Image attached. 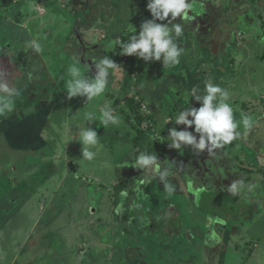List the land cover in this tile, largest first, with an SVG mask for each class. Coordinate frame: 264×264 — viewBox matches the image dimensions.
I'll return each mask as SVG.
<instances>
[{
    "label": "crops",
    "instance_id": "obj_1",
    "mask_svg": "<svg viewBox=\"0 0 264 264\" xmlns=\"http://www.w3.org/2000/svg\"><path fill=\"white\" fill-rule=\"evenodd\" d=\"M61 1L59 2L60 6L66 15L62 21L58 19L61 15L58 13L53 0H41L37 2V4L33 5L35 8L34 13L25 12L27 10V0H25L24 5H19V7L16 5L15 10L7 14L2 29H0V35L4 34L5 36L8 34L14 38L7 44L6 50H13L12 43L20 41L19 43H25L27 50L25 51L28 52L25 53V57L32 56L31 58H27L29 60L27 63L28 68L25 69V65H22L18 59H15L16 66H12V68L7 67L8 71L0 75L1 82L7 81L9 86L13 85L12 89H15L18 93L14 97V109L11 112L0 115V264H58L57 260L51 258V252L54 249L52 251L49 250L50 253H46V255L41 250L42 247L50 246L49 239L53 238V236L40 235V230L51 228L61 213L60 208L66 205L64 200H58V195L64 196L65 193L59 192H73V199L69 202L67 201V206L72 209V218L69 220L75 222L83 218V216L75 218L76 205H78L82 213L84 212L83 214L86 218L88 214L99 211L100 204L98 201L94 203V201L90 200V191L88 190H90L92 185L84 192L83 196L78 195L76 179L85 177L89 180L91 177H95L93 180H95L96 184L104 185L103 191L107 188L104 181L100 177H96L97 175H95L91 166H84V168L81 166L82 161L88 162V160L78 158V164L75 161L78 156L75 154V151L83 147L79 141L80 132L82 129L87 128V121L84 120L83 114L90 110V101L87 102L86 97L78 96L71 98V100L69 99L74 104L79 102L78 106L75 105L67 113L70 118L69 129L62 134L58 129H48L43 132L39 147L34 144V141L32 142L28 129L19 128L31 116L39 112L41 113L46 105L48 107L55 105L59 109L60 103L65 98H68L65 89L66 82L70 79V76L67 74V70L73 63L79 61L78 66L83 68L84 74L90 78L95 77L97 70L92 69V67L94 63H98L99 60L104 58L98 54L97 47L110 36L108 44L111 48L115 49V52H119L122 58L119 68L124 72V90L128 92L132 89L133 91L135 87L136 92L137 85L141 83L137 79L142 78L145 80L144 78H148V76L146 77L147 73L141 70L140 67V64L144 61L143 59H137L138 57L136 58V56L121 55V43L126 38L128 42L129 37H126L125 32H123L121 37L119 36V26L113 25L108 30L109 33L105 32L104 29L100 30V33L102 31L105 33L99 38L93 32L92 29L107 28V22L100 23L98 21L109 20L108 22H111L113 20L105 19V12L102 6L91 4V9H87V0ZM142 1L139 0V5L142 4ZM230 2L233 4L232 10L230 9ZM120 4L122 3L119 1ZM130 4L136 8L138 3L133 5L134 0H131ZM225 5H229V8L225 11L227 15L225 22L227 24V31L225 33L233 36L237 32L236 29L240 28V37L247 43V48L243 49H246L245 53L253 54L252 58H254L249 66L247 64L242 67V71L238 70L239 73L235 71L236 60L234 56L230 59L231 62H227L232 52L238 53L236 47L230 46L231 48L229 47L224 50V45L216 43L217 46L211 51L209 48H206L204 43L208 42L204 40L206 36L215 39L219 36L221 30H223L224 27L215 24V20L216 17L219 19L222 6ZM40 6L43 11L39 10ZM193 6L199 11L192 15L195 17V29H197L193 32L194 35L189 34V32H183V35L178 39L186 40V38L192 36L195 37L197 42L178 46L182 50H190L193 49L191 44H195V52H199L200 58L205 59V52L217 56L210 59L214 65H218L217 58L219 57V60L224 61V63H221V68L218 65V68H220V71L226 68L227 73L220 74L210 69L211 76L203 77L202 75H193L192 71L194 68L191 64H188V66L185 64L184 68L182 65L180 66L181 69L183 68L180 77L183 79V85H189V87H181V90L186 99L189 100L190 97L193 98L191 95L193 86H199L197 94L202 95L206 83L217 84L216 81H213V78L216 79L214 74L217 75L219 81H227L226 84L228 86L224 85L230 97L227 102L234 109L235 120L240 122L237 130L241 132V135L230 144H225L222 148H214L211 152H208L207 149L199 152L194 150L192 146H185L183 151L172 149L167 154L165 149H162L161 153H159L158 151L161 148L157 146L158 143L154 134L150 131L148 133L146 128L143 127L144 122L141 127L146 132L141 133L140 130L132 125L128 118L127 122L134 130H137L138 136H136L135 144L136 141L137 144L140 141H144L145 143H141L142 146L145 147V144H147L149 148L145 149L146 154L154 155V153L158 152L162 158L179 157L177 159L180 161L181 166L184 165L183 168L193 169L192 176L201 177L200 179H195L196 184L202 185L204 184L203 182H206L207 186L210 187L201 190L197 205L191 207L194 211H189L192 213L190 217L195 223L200 224L201 221V228L196 227L194 229L197 238L193 244L185 245L180 255L168 247V242L161 246V244L156 245V241L150 239L147 240L143 249L134 238L117 239L123 233V228L121 225H118L117 219L116 229H114L115 233L110 238L112 243H116L118 240V247H115V249L118 248L117 252H114L111 261L108 260L106 254H104L106 258L99 254L94 257L99 259V261H103L104 258L107 259L104 262L105 264H264V67L263 71L259 74L262 79L261 88L255 89L256 92L254 93L257 99L251 100V96L247 92L245 98H243L244 95H240L241 99L236 98L238 91L236 87L240 85L241 81L245 82L246 86L243 85L245 88L253 89L256 87L258 82L252 76L258 74L259 70L256 68L257 66L261 70V65H264V0H217V2L206 0L205 7L202 5ZM120 10L125 12V9L120 8ZM209 11H212V13H209ZM230 11H232V15ZM198 13L201 15H198ZM114 19L118 21L116 16ZM137 19L139 20L138 17ZM133 22L136 23L137 20L134 19ZM182 23L185 25L194 24V19L190 17V19L183 20ZM205 27H208V29H205ZM70 31L74 33V37L69 35ZM75 33H78V35L76 36ZM71 39L73 42H71ZM253 39L259 40L258 44L256 43L255 45V40ZM112 52L109 51L107 53L108 57L112 56ZM88 55L89 57H87ZM124 60L130 61L126 70L123 67ZM258 63H261V65ZM232 65L234 68H232ZM134 66L137 67L138 71H135L131 75L130 73L134 72L132 71L134 70ZM186 66L190 69L189 71L186 70ZM13 67L14 70H12ZM9 69L12 71H9ZM17 70H21L20 73L16 74ZM63 70L64 73H62ZM241 73H243L242 77H240ZM245 74L249 75L248 80H246ZM118 77H115L113 72L110 73L108 77L109 83L105 91L106 94L110 86L115 87V82L121 81ZM136 80L138 82L135 85ZM154 84L155 82L152 83V81L147 83L148 94L150 93V95H147L148 97L153 95L157 97V91L152 87ZM127 87H129V90H126ZM235 89L236 91L233 92ZM115 91L116 95L121 94L117 91V88ZM132 94L133 96L136 95L135 93ZM101 98L102 102H100L101 104L100 106L98 105V108L95 107L96 111L102 107V103L104 102L103 96ZM143 98L144 96H138V99L144 101ZM237 100L240 101L241 108L238 107ZM255 102L260 104L258 106L254 105ZM201 104L202 102H198V107ZM245 114L253 122L252 128L247 131L246 135L244 134L245 129L242 124V117ZM54 115L57 116L56 113ZM153 116L160 123H165L167 120L166 111L160 106L157 111L153 112ZM73 117L78 118V122H81L82 119L83 126L76 122L73 127L71 123ZM103 124L105 123L103 122ZM169 130L159 129L155 134L159 133L163 135V137L158 136V138L164 139ZM187 130L192 131L199 139V134L195 133L194 129ZM60 140L62 142V153L60 152V146L57 144ZM98 141L105 145L104 152H108V149H111L108 140L106 141L102 138ZM69 149L74 152L68 154ZM99 160L98 173L105 175L109 172V168H112L116 180H118L116 171L119 168L121 171L124 169L123 167L127 166V162L123 161L120 157L111 158L112 163L109 164L108 154L106 157H99ZM72 164L74 170L70 169ZM102 164H104L103 169L101 168ZM109 165L111 166L109 167ZM138 170L141 171V169ZM143 170V174L149 175L146 169ZM253 175L262 177H260V181H255ZM120 181L126 183L125 180L120 179ZM119 186L124 188L125 184ZM193 188L190 187V189ZM184 192L187 196H193L196 195L197 190L196 192ZM103 193L102 196H104ZM86 194L87 198L84 201ZM205 194L211 195V200L209 201L211 204L209 206H212V209L216 208L217 211L221 209L220 214L214 215L215 225L213 223L207 229H204L206 225L203 223V220L208 217L207 215L210 216V214L208 210L209 206H204ZM121 198L123 197L121 196ZM127 198H130L127 204L130 205V203L134 202V199L130 195ZM85 203L89 204L88 207L90 209L84 211L81 210L80 206H85ZM115 204L117 206L119 202L114 200L110 206L113 205L115 207ZM120 206H122V209L124 207L122 203L118 205L119 216L122 213ZM44 212H47L49 216L46 214L45 217H41ZM54 212H56V215H53ZM106 213L108 214V210ZM104 221L105 223H102V221L100 223L107 224L108 226V218H105ZM58 223L57 221L56 230L60 232L61 228ZM102 228L105 229L106 233L108 228L104 226ZM65 230L66 227L64 226L63 231ZM83 233L85 234L84 231H82ZM113 236L117 240L114 241ZM71 239H73V245H71L73 253L71 264H77L81 259V262L78 264H91V259L84 261L86 258L80 255L87 254L88 251L86 249L85 237L81 236L82 241L78 245L84 249L82 250L79 247V251H76L75 248L77 244L75 240L77 239L76 235ZM105 242L107 243V241ZM156 248H160L161 255L157 252ZM55 251L57 252V250ZM104 251L107 250L105 249ZM78 252L81 253L79 254ZM134 253H137V256L132 258L131 256ZM97 259L95 261H98ZM69 262L68 259L64 258L62 264H69Z\"/></svg>",
    "mask_w": 264,
    "mask_h": 264
},
{
    "label": "rangeland",
    "instance_id": "obj_2",
    "mask_svg": "<svg viewBox=\"0 0 264 264\" xmlns=\"http://www.w3.org/2000/svg\"><path fill=\"white\" fill-rule=\"evenodd\" d=\"M40 1L41 0H27V3H26L27 10L25 12L34 13L35 8L33 7V5L37 4V2H40ZM53 1L55 2L54 5L56 6L58 13L61 15L58 17V19L59 21H62V19H65L64 17L66 15H65V12L62 11L63 10L62 7L60 6L59 2L61 0H53ZM119 1L122 4L119 5ZM130 1L131 0H87L86 1L87 9H91L92 7L91 4L100 5L103 7V11L105 12L104 14L105 19L106 18L110 20L113 19L111 20V22H108L109 20L108 21L106 20L98 21L100 23L107 22V28L101 27L100 29H92L98 38L101 37V35L104 34L105 32L109 33L108 30H110L113 25L119 26V29H120L119 36L120 37L122 36L123 32H125L126 37L130 38L131 35L139 34L141 30V25L144 22L153 19L150 11L147 8L149 0H143L141 5H139V0H134L133 5H136L138 3L137 4V6L139 5L138 9H137V6L136 8L132 7V4H130ZM213 1L217 2V0H213ZM189 2H191L192 5L197 4V5H202L203 7L206 6V0H189ZM24 3H25V0H0V29H2V26L4 24L3 22L7 14L13 12L15 10L16 5H18L19 7V5L22 6L24 5ZM232 5L233 4L231 3L230 4L231 10L233 7ZM59 6L61 9L59 8ZM120 8L125 9V12L121 11ZM228 8H229V5L222 6L220 17L219 19H217L216 17V20H215V24H218L219 26L224 27L223 30H221V32L219 33V36L215 39H211L209 36L208 37L206 36L204 40L208 42L207 43L204 42V43L206 45V48H209L211 51L215 46H217L216 43H218V45H221V44L224 45L225 49L222 47L224 50H226L230 46L236 47V51H238V53L236 54L232 52V54L229 55L230 58L228 59L227 62L228 63L231 62L230 59H232L234 56L235 57L234 59L236 60L235 71L238 72V70H241V71L243 70L242 69L243 66H246L247 64H248L247 66H249V64H251L254 58H252L253 54L251 53L247 54L245 53L246 49H243V48H247L246 46L247 43L244 41L242 37H240L241 36V34H239L240 28L236 29L237 34L235 33L233 36L227 35L225 33L227 31L226 30L227 24H225L227 15L225 11ZM39 10L43 11L41 6L39 7ZM193 11L195 12V10ZM209 13H212V11H209ZM230 14L232 15V11H230ZM192 15L189 13V16L194 19V24L185 25L184 23H182L183 19L180 17H178L175 21H173V23L182 24L183 32H186V33L189 32V34L192 35L193 32H195L197 29V28L195 29V24H196L195 17ZM198 15H201V14L198 13ZM115 16L118 18V21L114 19ZM137 17L139 18V20L137 19ZM134 19L137 20L136 23L133 22ZM170 19H171V16H169L168 20ZM156 22L161 23V24L168 23V21L166 20L156 21ZM103 29L105 30V32L102 31V33H100V30H103ZM135 29H136V32L133 33ZM205 29H208V27H205ZM7 33L9 32L7 31ZM75 34L76 36L78 35V33H75ZM69 35L74 37V33L72 31H70ZM109 38L102 41L99 44L100 46L97 47L98 54L105 57L109 51H113L112 56H109V57L116 64L117 63L118 64L114 70H110V73L113 72L115 77L119 76L118 78H120L121 81L115 82V85H114L115 87L110 86V88H108L107 90V94L106 92H104V94L101 95L103 96L104 102L102 103V107L99 108L98 111L95 110V107L98 108V105L100 106L101 104L100 102H102L101 96L90 101L89 108L91 111H94L96 119L92 122L87 121L86 127H91L93 130L96 129L97 134H98V140L102 138H104L106 141L108 140L109 147L111 149H108V152H104L105 145L103 143L98 142L97 146L92 149V151L95 152L94 159L88 162L87 161L81 162V166L83 168L84 166H88V167L91 166L93 168V172L95 173V175H97L96 177H100L102 181H104V184L108 189L106 188L103 191L104 185L96 184L95 180H93V178L95 177H91L89 180H87V178L85 177L77 178L76 184H77L78 195L83 196L84 192L87 191L90 185H92L90 190H88L90 191V200L94 201V203L98 201L100 202V204H99V211L88 214L86 218L83 214L84 212L82 213L78 205H76L75 218L77 219V217H82V216L83 218H81L79 221L76 220L75 222L73 221L71 222V220H69L72 218L71 217L72 209H70L67 206V201L69 202L73 199L72 198L73 192L72 193H69L68 191L59 192V193H65L66 195V197L65 195L62 196L61 194L58 195V200L59 201L64 200L66 203L65 206L60 208L61 213L59 214L58 219H57V221L59 222L58 225L61 228L60 232L56 230L57 221L54 222V225L51 228H43L40 230V235L53 236V238L49 239L50 246L42 247L41 250L43 254L46 255V253H50L49 250L52 251V249H54L51 252V258H53L54 260H57L58 264L59 263L62 264V261L64 258L68 259V261H70L69 264H71V260L73 256L72 248H71V245H73L72 243L73 239L71 238L74 237L75 235L77 238L75 239L77 242L76 244L77 246L75 245L76 251L77 250L79 251L80 248H82V250L84 249L83 247L79 246L80 245L79 242L81 243L82 241L81 236H84L86 239V249L88 250L87 254H80L81 252H78L80 255L86 258L84 261H89V259H91V264H105L104 262H106L107 260L105 259L106 255L108 257V260L111 261V258L114 252L115 251L117 252L118 248L115 249V247H118V244H119V243L117 244L118 242L117 239L121 240L125 238L126 239L134 238V240L138 242V245L140 247H143V249L145 248V244L147 243V240H150V239L153 241H156L155 243L156 245L161 244V246H163L166 242H168V247L171 248L173 251H176L180 255L183 252L182 250L184 246L193 244L194 240L197 238L194 232V229L196 227L201 228V225H200L201 221H200V224L195 223V221L191 219L190 214L192 213L189 211H194L193 209H191V207H194L193 205L195 206L197 205L201 190H203L204 188L208 189V187L210 186H207L206 182H203L204 184L202 185L196 184L195 179L196 178L200 179L201 177L192 176L193 169L191 170V169L183 168L184 165L181 166L180 161L177 159L179 157H174V158L160 157L161 154L159 153H161L162 149H165V151L168 154L169 151L172 150L173 148H170L168 146L170 143V140L168 138L169 133L165 135L164 139H159L158 136L163 137V135L159 133L157 134L155 133L156 131H159V129H171L173 127H176L177 130L188 129L186 125H176L174 121L175 117L183 109L190 108V107L199 108L198 101H196L194 97L193 98L190 97L189 100L186 99V96L181 90L182 89L181 87H184V86L189 87V85L188 86L183 85V79L180 77L181 71L183 70L185 64L187 66L188 64H191V66L194 68V70L192 71L193 75H202L203 77H210L211 76L210 69L213 71L219 72L220 74L227 73L226 68H224L223 71H220L221 63H224V61H220L219 57L217 58L218 65L220 66V68H218V65L212 64L210 60V59H213V57L216 58L217 56H213L210 53L205 52L204 53L205 59H202L200 58L198 54L199 52L198 53L195 52V48H196L195 44H191L192 45L191 47L193 49L183 50L182 55L180 57V62L177 65L164 66L162 59L160 61H150V62L143 61L140 64V67H141V70H144L145 73H147L146 77L148 76V78H144L145 80H143L142 78L141 79L138 78L137 80L141 81V83L137 85L136 92H135V87L133 89L134 92L132 91L131 88H130L131 89L130 91L126 92L124 90L125 83L123 82L124 72L123 70L119 68L120 61L122 58L119 55V52H115V49L111 48V46L108 44ZM12 39L14 38H12L11 35H8V34L5 36L4 34L0 35V55L3 54L2 58L4 61L8 62V67L12 68L15 62L14 60L18 59V61L22 65H25L24 66L25 69L28 68L27 63L29 60L27 58H31L32 56L25 57V53H28V52H26L27 50H26L24 42L19 43L20 41H15L14 44L12 43L13 50L11 51L6 50L7 44L10 43ZM253 40H255L254 41L255 45L256 43L258 44L259 40L257 39H253ZM71 42H73L72 39H71ZM192 42L194 43L197 42L195 37H192V36L189 38H186V40H180V39L176 40V43L180 46L188 45L189 43H192ZM87 57H89V55ZM222 57L223 56L221 55V58ZM129 62H130L129 60L127 61L124 60V63H123L124 70L127 69ZM258 64L261 65V63H258ZM182 65H183V68L181 69L180 66ZM15 66L16 65H14V67ZM187 66H186V70L189 71L190 69ZM14 67L12 70H14ZM261 67L262 69L260 70V68L257 66L256 68L259 70V72L258 74H255V76H252V78H255L256 81L258 82L256 87L253 89L245 88L243 87V85H245V82L241 81L240 85L236 87L238 90L236 93L237 99L240 98V95H244L243 98H245L246 92L251 96L250 97L251 100L257 99V97L254 96V93L256 92L255 89L261 88L262 79L259 74L261 71H263L264 65H261ZM232 68H234L233 65H232ZM92 69L97 70L96 63H94ZM12 70L9 69V71H12ZM245 70H247L246 67H245ZM20 71L21 70H17L16 74L20 73ZM62 73H64V70L62 71ZM247 73H248V70H247ZM67 74H68V70H67ZM214 75L216 79L213 78L214 79L213 81H216L217 83L216 85H219L222 89H225L226 87L224 85L226 84L227 81L225 80L219 81L217 79V75L216 74ZM242 76H243V73L240 74V77ZM245 77H247L246 80H248L249 75L245 74ZM137 80L135 82V85L138 82ZM1 81L2 79H0V83H3ZM150 81H152V83L155 82V84L152 85V87L157 91L156 93L157 97L154 95L149 96V97L147 96V95H150V93L148 94L149 89L147 86V83ZM165 81L166 83H164ZM4 84H7L9 86L7 81L4 82ZM226 86L228 85L226 84ZM9 88L12 89L13 85L9 86ZM116 88H117V91L121 93L120 95L119 94L116 95V91H115ZM128 88L129 87H127L126 90H129ZM235 91L236 89L233 92ZM132 93L136 94L135 95L136 98H138V96L139 97L144 96L143 98L144 101L142 100L141 110H142V114L145 115L146 120L143 123V127L146 128L148 133L150 131L152 134H154L156 142L158 143L157 146L161 148L159 149V151L157 150L159 153L156 152L154 153V155L158 157L157 163L160 164L161 170H164V169L168 170V175L165 178V181H161L159 178V175H157L152 169H146L147 170L146 172L149 174V175H146L142 173L144 171L138 170L140 168H135L132 166L135 164L136 158L141 153H145V149L146 150L149 149L147 144H145V147L142 146L141 143L144 141L142 142L140 141L139 142L140 145L139 143L137 144V141L135 144L136 136H138L137 130H134V128L130 126V124L127 122L128 116L130 114L128 99L131 95L133 96ZM0 95H2V93H0ZM70 100L69 98H65V100H63L62 103H60L61 106L59 107V109L56 108L55 105L50 106V107L46 105L42 109L41 113L39 112L31 116L27 120V122L24 125H22L19 129H28V131L30 132V136L32 138L31 140L32 142L34 141V144L37 147L41 145L40 138L42 137L43 132L47 131L48 129H58L61 134L63 132H67V129H69V126H70V123H69L70 118L67 115V113L68 111L71 110V108H74L75 105L76 106L79 105V102L74 104ZM259 104L260 103L255 102L254 105L258 106ZM237 105L239 108H241V103L239 100H237ZM159 106L165 109L166 119L172 122L165 125L164 122L160 123L159 121L155 120L153 116V112L157 111ZM105 107L111 108L113 110V114L117 113L114 115H116L119 118V123L103 124L104 121L101 118L100 111L102 108H105ZM54 113H56L57 116L54 115ZM76 122H78V118L73 117L71 120L73 127H74V123ZM78 123L83 126L82 119H81V122H78ZM194 128L195 126L193 125L192 128L190 129H194ZM131 129L133 130L131 131ZM101 135H102V138H101ZM57 144L60 146L61 148L60 152L62 153L63 150H62L61 140ZM82 148L83 147H81L80 150L75 151V154L78 155L75 160L76 164H78V160H77L78 158L82 159ZM56 152L59 153V151L57 150ZM73 152H74L73 150L69 149L68 154H72ZM107 154H108L109 164L112 163L111 158L114 159L117 157H120L123 159V161L127 162L126 163L127 166L123 167L124 169L120 171V168H119V170L116 171V177L118 178V180H116L114 177L113 169L109 168L111 165L107 167L109 168V172H107V174L105 175L99 174L97 171L99 168V163H100L98 162L100 161L99 157L101 156L106 157ZM101 168L102 169L104 168V164L101 165ZM70 169L74 170L73 164L70 167ZM260 177L262 176L255 175L254 176L255 181L257 180L260 181ZM120 179L125 180L126 183L124 181H120ZM255 181H251V182H255ZM121 184H125V187L123 188L122 186H119ZM165 184L168 185V188L171 189V192H169L168 188L165 187ZM190 187L193 189H190ZM196 190H197V193L196 195H193V196H187L186 193L184 192V191H190V192L195 191L196 192ZM117 192L119 193V195ZM121 192H126L127 195L125 196L121 195L123 197L121 198L120 196ZM102 193L104 194L105 197L102 196ZM128 195H130L132 199H134V202L130 203V205L127 204V202L130 199V198H127ZM205 196L206 198L204 200V206L207 207L211 204L209 202L211 200L210 198L211 195L205 194ZM84 197H85L84 201H86L87 194ZM98 199H102V200H98ZM114 200L116 202H119V204L122 203L124 206L123 209H122V206H120L122 210V213H120V216L118 213L119 204L117 206L115 204V207L113 206L114 204L110 206V204L113 203ZM88 206L89 204L85 203V206L81 205L80 208L81 210L85 211L86 209H90ZM107 210H108V214L106 213ZM208 210H209L210 216L207 215L208 217H206V219L203 220V223H205L206 225L204 229H207L210 225H213V223L215 225L216 222L214 219V215L220 214L219 212L221 209H218L217 211L216 208L212 209V206H209ZM171 211L173 213H176L178 217V222L175 221V223L177 224L176 227L173 225V221H171V219H168L170 215L169 213ZM46 214L49 216L47 212H44L41 215V217H45ZM53 215H56V212H54ZM105 218H108V226L107 224L100 223L101 221L102 223H105L104 221ZM117 219H118V225L119 226L121 225L123 228V233L120 237H117V239L115 236H113L114 241L117 240V242L112 243L110 238H112V235L115 233L114 229H116L115 225H116ZM64 226L66 227L65 231H63ZM103 226L108 228L106 233H105V229L102 228ZM82 231H84L85 234L84 233L82 234ZM99 232L100 234L98 235ZM105 241H107V243ZM105 249L107 251L103 252V250ZM156 249H157V252L161 255L160 248L159 249L156 248ZM55 250H57V252ZM98 254L105 257L103 261H99V259L94 258L98 256ZM109 256L111 257L109 258ZM135 256H137V253H134L131 257L134 258ZM95 259H97L98 261H95ZM81 260H79L77 264L81 262Z\"/></svg>",
    "mask_w": 264,
    "mask_h": 264
},
{
    "label": "clouds",
    "instance_id": "obj_3",
    "mask_svg": "<svg viewBox=\"0 0 264 264\" xmlns=\"http://www.w3.org/2000/svg\"><path fill=\"white\" fill-rule=\"evenodd\" d=\"M153 19L144 22L138 35H131L127 43H121V55L136 56L145 62L163 60L164 66L177 65L183 50L178 46L176 40L183 35V25L173 23L178 17L183 20L190 19L189 12L192 10V3L189 0H149L147 5ZM171 16L167 24L157 23L164 21ZM136 32V29L133 33ZM38 47V45H37ZM76 61L68 68L70 79L66 82L68 98L86 97L87 102L101 96L108 86L110 70H114L117 64L108 56H105L96 63L97 74L94 78L84 74L82 67ZM199 86H193L191 95L196 101L202 102L199 108L190 107L183 109L175 117L176 125H186L188 129L194 125L195 133L187 129L177 130L173 127L169 130V147L183 151L185 146H192L194 150L203 152L207 149L211 152L214 148H222L237 139L241 132L237 129L240 122L234 118V109L227 101L229 93L219 85L208 82L205 84L204 93L198 95ZM0 115L11 112L14 108V97L18 94L15 89H10L7 84L0 83ZM191 117V119H190ZM85 121L92 122L96 119L94 111H86L83 114ZM101 118L105 124H117L119 118L113 114L109 107L101 109ZM172 121L166 120L165 125ZM242 124L244 134L253 126L248 115H243ZM82 145V159L91 161L95 152L92 151L98 144L97 131L91 127L81 130L80 140ZM156 155L141 153L134 165L135 168L152 169L161 181H165L168 170H161L157 163ZM168 188V185L165 184ZM169 192L171 189L168 188ZM122 196L127 195L121 192Z\"/></svg>",
    "mask_w": 264,
    "mask_h": 264
},
{
    "label": "trees",
    "instance_id": "obj_4",
    "mask_svg": "<svg viewBox=\"0 0 264 264\" xmlns=\"http://www.w3.org/2000/svg\"><path fill=\"white\" fill-rule=\"evenodd\" d=\"M122 43H127V38L124 39V41ZM137 58V57H136ZM140 59V58H137ZM16 65V63L14 62L13 66ZM136 65V63H135ZM8 67V62L4 61L2 58V55H0V75L5 72L8 71L7 69ZM134 72H131L130 74L133 75L135 73V71H138L137 67L134 66L133 67ZM130 75V76H131ZM128 104H129V108H130V114H129V120L130 122L135 126V128H137L138 130L141 131V133H145L146 131L141 127L142 123L146 120L145 115L142 114V100L136 98L135 96H130L128 99ZM141 171H144L143 169H141ZM169 217L168 219H171V221H173V225L176 227L177 224L175 223V221L178 222V217L176 215V213H173L172 211L169 213ZM173 228V226H172Z\"/></svg>",
    "mask_w": 264,
    "mask_h": 264
},
{
    "label": "water",
    "instance_id": "obj_5",
    "mask_svg": "<svg viewBox=\"0 0 264 264\" xmlns=\"http://www.w3.org/2000/svg\"><path fill=\"white\" fill-rule=\"evenodd\" d=\"M196 8H195V6H192V10L189 12L191 15L192 14H195V12L193 11V10H195Z\"/></svg>",
    "mask_w": 264,
    "mask_h": 264
},
{
    "label": "flooded vegetation",
    "instance_id": "obj_6",
    "mask_svg": "<svg viewBox=\"0 0 264 264\" xmlns=\"http://www.w3.org/2000/svg\"><path fill=\"white\" fill-rule=\"evenodd\" d=\"M193 5H197V4H193ZM193 5H192V6H193ZM197 12H199V11L195 9V13H197Z\"/></svg>",
    "mask_w": 264,
    "mask_h": 264
}]
</instances>
